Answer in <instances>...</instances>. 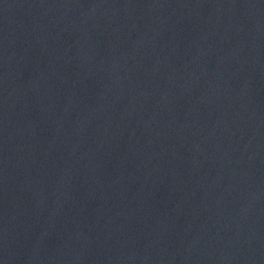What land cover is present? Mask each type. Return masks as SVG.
I'll return each instance as SVG.
<instances>
[{"label": "water", "instance_id": "95a60500", "mask_svg": "<svg viewBox=\"0 0 264 264\" xmlns=\"http://www.w3.org/2000/svg\"><path fill=\"white\" fill-rule=\"evenodd\" d=\"M0 264H264V0H0Z\"/></svg>", "mask_w": 264, "mask_h": 264}]
</instances>
